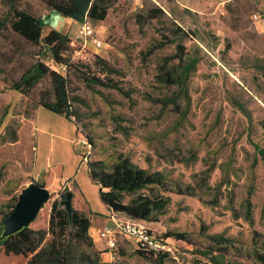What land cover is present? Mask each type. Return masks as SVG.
Returning <instances> with one entry per match:
<instances>
[{
	"label": "rangeland",
	"instance_id": "rangeland-1",
	"mask_svg": "<svg viewBox=\"0 0 264 264\" xmlns=\"http://www.w3.org/2000/svg\"><path fill=\"white\" fill-rule=\"evenodd\" d=\"M11 3L0 0V221L36 182L49 198L28 227L44 229L53 201L71 190L73 208L89 213L95 249L109 253H99L100 262L150 264L131 240L117 236L109 250L99 237L114 224L87 165L109 168L122 155L161 178L162 185L142 191L164 199L147 224L161 237L184 235L164 237V264H217L218 257L254 264L264 244V155L257 149L264 150V0H116L92 23L100 47L80 33L81 23L39 0H16L39 17L42 35L55 29L70 39L76 68L68 71L69 90L80 134L64 116L37 106L38 95L53 99L48 76L27 97L8 87L32 62L52 65L48 53L24 42L12 63L6 59L15 40ZM80 249L94 256L87 245Z\"/></svg>",
	"mask_w": 264,
	"mask_h": 264
},
{
	"label": "trees",
	"instance_id": "trees-1",
	"mask_svg": "<svg viewBox=\"0 0 264 264\" xmlns=\"http://www.w3.org/2000/svg\"><path fill=\"white\" fill-rule=\"evenodd\" d=\"M10 1L12 2L11 17L8 27L15 40L12 42L11 55L4 56L9 63H12L14 54L20 55L21 53L19 42H24L37 46L40 53H48L52 65H47L38 59L24 67L8 87L27 97L39 82L48 76L51 81L53 99L48 101L44 97L39 98L38 95L37 106L64 116L73 122L78 131L74 121L68 80V71L72 67L76 68L71 61L73 48L69 37L55 29H50L42 35L39 17L18 8L16 0ZM39 1L45 5L47 10L56 11L63 17L72 18L79 23L84 21L96 23L106 18L110 6L116 0ZM4 24L5 21L0 20V28ZM37 56H39V50ZM15 60L18 61L19 58ZM60 66H65V69H60ZM187 67L188 64L184 66V69ZM0 73H4L2 67H0ZM3 80L7 82L6 78ZM94 80L97 83L100 82L98 78ZM88 83H91L90 80ZM257 149L264 155L263 149L259 147ZM87 168L91 180L99 186V198L107 207L110 215L125 214L137 219L150 220L153 213L159 211L164 205V199L158 194L142 192L144 189L153 191L152 185H162L160 176L137 167L128 157L119 155L109 168L100 162H91ZM17 199L14 200L9 210L2 214L0 221V264H12L11 260L14 258H21L23 264H108V262H100L98 254L101 251H97L92 243L89 231L90 219L87 214L75 208H72L69 214L56 200L51 205L46 228L31 229L27 226L1 238L2 222L13 210ZM46 235L50 238L43 244ZM170 236L185 239L184 235L172 232L164 237ZM211 237L218 245L228 242V239L221 236ZM82 245H87L94 256L91 257L90 253L81 249L78 253L76 250ZM255 249L254 264H264V244H260ZM135 253L150 264H164L169 255L166 251L154 252L143 248H137ZM216 263L223 264L220 257L217 258Z\"/></svg>",
	"mask_w": 264,
	"mask_h": 264
},
{
	"label": "built area",
	"instance_id": "built-area-1",
	"mask_svg": "<svg viewBox=\"0 0 264 264\" xmlns=\"http://www.w3.org/2000/svg\"><path fill=\"white\" fill-rule=\"evenodd\" d=\"M80 33L89 38L97 47L101 46V41L96 38L94 26L89 21L80 24ZM65 69V66H60ZM81 143L86 144L83 138H79ZM114 226L106 228L99 232V237L104 239L105 247L109 250H115L117 236L125 237L131 240L136 248H143L154 252L169 251L168 240L161 237L154 229H152L145 220L130 217L125 214H111Z\"/></svg>",
	"mask_w": 264,
	"mask_h": 264
},
{
	"label": "water",
	"instance_id": "water-1",
	"mask_svg": "<svg viewBox=\"0 0 264 264\" xmlns=\"http://www.w3.org/2000/svg\"><path fill=\"white\" fill-rule=\"evenodd\" d=\"M49 198V191L35 182L21 189L13 210L2 222L1 238L11 235L23 227H27L36 217L39 210ZM73 193L64 190L59 195V205L70 214L72 211Z\"/></svg>",
	"mask_w": 264,
	"mask_h": 264
},
{
	"label": "crops",
	"instance_id": "crops-1",
	"mask_svg": "<svg viewBox=\"0 0 264 264\" xmlns=\"http://www.w3.org/2000/svg\"><path fill=\"white\" fill-rule=\"evenodd\" d=\"M72 123H73V122H72ZM73 125H74V124H73ZM74 129H75L76 134L79 133V132L77 131L75 125H74ZM79 134H80V133H79ZM87 170H88V168H87ZM33 181H34V180H33ZM73 192H74V191H73ZM74 193H75V192H74ZM75 209H78V210H80V211L85 212V213L87 214V216L89 217V213H88L87 211H85L83 208H81V207H75ZM101 254H103V255H109L108 252H101ZM106 257H107V256H106Z\"/></svg>",
	"mask_w": 264,
	"mask_h": 264
}]
</instances>
